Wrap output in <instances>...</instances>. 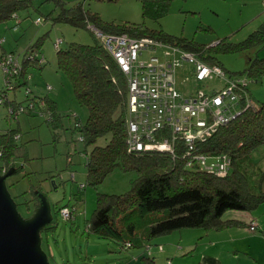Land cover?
I'll return each instance as SVG.
<instances>
[{
	"label": "trees",
	"instance_id": "1",
	"mask_svg": "<svg viewBox=\"0 0 264 264\" xmlns=\"http://www.w3.org/2000/svg\"><path fill=\"white\" fill-rule=\"evenodd\" d=\"M55 1L61 6L60 12L53 18L57 22L65 21L78 27L91 24L106 33L127 34L134 38L151 37L166 45H176L194 52L204 62H213V65L223 69L222 64L215 60L214 50L257 52L264 47V21L241 41L232 42L223 38L209 46L194 39L174 36L163 28H150L144 23L107 22L81 3L69 6L63 0ZM172 1L141 0L143 16L158 21L167 15ZM30 4L32 0H0V20L10 18L17 9L29 7ZM94 35L97 40L93 44L73 41L64 48L61 47L62 40L55 44L58 69L70 79L78 102L88 108L86 121L81 123L76 120L75 125L86 145H92L86 162L88 181L96 185L117 168L126 172L134 170L137 177L131 181V188L125 193H99L97 207L89 221L92 233L116 241L122 247L145 246L150 256L151 241L158 236L184 229L220 230L238 224L235 220L223 218L228 210L251 212L264 202V166L258 157L264 146V101L250 100L247 80L239 83L237 89L240 113L221 126L206 142L198 144L194 151V154L228 156L231 165L225 176L202 170L196 161L189 166L186 146L179 141L175 143V156L163 151H130L127 77L112 54ZM40 45L41 38L27 48L20 61L17 59L18 71L13 72V78L19 83L8 80L9 84L0 91V104L9 108L10 115L18 114L22 102L8 97L9 90L26 82L21 79H24L27 66L36 65L37 62L41 66L45 64V57L39 55ZM2 54L5 55L4 52ZM10 56L11 53L5 55L0 62H6ZM8 66L4 65L10 69ZM9 69L7 73H10ZM245 73L249 80L263 79L264 56H249ZM28 99L34 102L45 100L37 96ZM45 103L42 107L28 108V112L40 114L44 111L46 115L43 116L48 117L46 120L55 123L58 117L56 103ZM18 133V129H7L0 133V174L10 169L11 173L17 171L13 168V160L23 156L25 150L24 145L18 143ZM100 140L104 142L99 143ZM30 195L24 205L28 211L26 215L19 211L25 219L33 216L41 203V196H44L36 185L32 187ZM30 203H33L32 209ZM17 207L19 210L18 203ZM63 207L53 204V220L41 233L55 227V214ZM256 230L258 227L253 232ZM160 246V250H163V246ZM149 256L143 258L150 260Z\"/></svg>",
	"mask_w": 264,
	"mask_h": 264
},
{
	"label": "rangeland",
	"instance_id": "2",
	"mask_svg": "<svg viewBox=\"0 0 264 264\" xmlns=\"http://www.w3.org/2000/svg\"><path fill=\"white\" fill-rule=\"evenodd\" d=\"M67 5L81 3L86 9L107 22L116 24L144 23L150 28H163L166 32L199 43L215 45L220 39L232 42L245 39L258 24H240L241 0H173L169 12L158 21L145 18L141 0H63ZM61 6L55 0H32L29 7H21L10 18L0 20V61L5 55L12 54L15 60H21L27 48L42 39L40 57L45 64L37 62L25 68L23 82L10 89L8 97L22 102V110L16 115L9 114V108L0 104V133L6 129H18V143L24 145V155L15 157L13 168L6 183L19 211L26 215V200L34 185L41 188L45 202L53 207L54 203L72 211L67 218L60 212L55 214V224L41 233L42 247L51 264H199L202 253L221 254L226 264H264V229L252 232L249 228L239 227L216 231L207 229H184L154 238L151 253L146 247H122L118 242L96 236L89 230V221L97 207L99 193H125L131 188V181L137 177L134 170H113L100 183L93 185L87 177L86 162L92 145H86L80 132L75 129L76 120L84 123L88 117V108L78 102L73 85L68 76L58 69L56 42L62 40L61 47L70 42L93 44L96 37L90 25L76 26L53 18L60 12ZM246 9L243 11L245 13ZM40 18L41 22L38 23ZM170 49L164 46L156 50H145L141 61L149 62L156 55L158 62L165 63L174 57L167 54ZM5 53L3 56L2 53ZM251 52H221L214 50L215 60L219 61L228 74L247 80L249 87L253 81L245 73ZM180 57V54H176ZM17 60V61H18ZM213 62L208 64L214 66ZM194 64L181 60L175 72L178 89L189 94L196 91L212 93L227 86L226 79L216 73L204 81H197L192 75ZM19 82L13 74L7 73L0 62V91L4 86ZM44 97L45 101H55L58 117L54 122L48 117L28 112L29 97ZM38 106V104H36ZM236 109H239L236 106ZM104 141L100 140L99 143ZM264 150V146L261 148ZM264 166V157L262 159ZM2 163L0 159V164ZM11 170V169H10ZM8 170V171H10ZM5 173V172H4ZM2 173V175H4ZM6 174V173H5ZM27 191V192H26ZM26 192V193H25ZM33 208V203H30ZM242 211L228 210L226 219ZM258 219L264 217V202L251 211ZM235 232V233H230ZM236 240L230 242L231 235ZM256 234L257 236L251 237ZM200 242L198 248L167 254L168 241L179 238ZM202 235V236H201ZM167 236V237H166ZM163 238V239H161ZM227 240L228 242H225ZM214 241L216 248L208 246ZM218 242L221 245H218ZM159 243V244H157ZM234 243V245H231ZM175 244V243H174ZM238 247V248H237ZM209 249V251H208ZM238 249V250H237ZM148 256L150 260L143 257ZM154 257V260L151 261Z\"/></svg>",
	"mask_w": 264,
	"mask_h": 264
},
{
	"label": "built area",
	"instance_id": "3",
	"mask_svg": "<svg viewBox=\"0 0 264 264\" xmlns=\"http://www.w3.org/2000/svg\"><path fill=\"white\" fill-rule=\"evenodd\" d=\"M37 21L39 23L40 19ZM90 28L127 77L129 150L163 151L175 156L177 153L175 143L179 141L186 146L189 166L196 161L202 170L225 176L231 165L228 156L194 154V151L198 144L206 142L221 126L229 123L240 113V95L237 89L239 83L246 82V79L232 76L218 65L211 66L194 52L176 45H166L151 37L134 38L127 34H110L94 25H90ZM59 42H56V45ZM160 46L169 48L167 54H173L174 57L165 63L158 62L156 55L152 56L149 62L140 60L145 50H156ZM177 53L181 58L176 56ZM181 60L194 64L192 75L197 81H204L211 74L216 73L226 79L227 86L212 93L196 91L183 94L175 80V72L181 65ZM17 62L10 56L7 57L6 62L1 63L3 67L8 66L6 63H10L8 67L13 74L18 71ZM4 69L7 72L9 68L4 67ZM36 104L42 107L46 103L44 99L38 102L32 100L28 108H35ZM236 106L239 109H236ZM22 109L19 108V111ZM40 114L46 115V112L42 111ZM62 214L67 218L72 217V212L68 209L62 208ZM257 227L256 221L250 222L251 231Z\"/></svg>",
	"mask_w": 264,
	"mask_h": 264
},
{
	"label": "water",
	"instance_id": "4",
	"mask_svg": "<svg viewBox=\"0 0 264 264\" xmlns=\"http://www.w3.org/2000/svg\"><path fill=\"white\" fill-rule=\"evenodd\" d=\"M10 174H0V264H51L41 237L53 220L51 205L41 196L33 216L23 218L6 183Z\"/></svg>",
	"mask_w": 264,
	"mask_h": 264
},
{
	"label": "crops",
	"instance_id": "5",
	"mask_svg": "<svg viewBox=\"0 0 264 264\" xmlns=\"http://www.w3.org/2000/svg\"><path fill=\"white\" fill-rule=\"evenodd\" d=\"M241 1H242V4L244 5V8L241 11V16L239 19V20H241L240 24H242V26H244L247 24H251V25L252 24L253 25L258 24L261 21L263 23V21H264V0H241ZM245 9H246V11L244 13L243 11ZM262 23H260V25ZM251 53L252 54L250 56H254L255 54H257L258 56H264V47L257 52H255V50H254ZM253 83L254 84H253V86H251V89H250V91H251L250 92V97H251L250 100L264 101V78L261 79L260 81H253ZM189 92L190 91H188L187 94H189ZM4 131H2V132H4ZM258 154H259L258 157L260 159H263L264 150L260 149V152ZM225 220H235L236 222H238V224H234L232 226H227V227L220 229V230H216V229H211V230L226 231V229L231 230L233 228H236L235 231H237L239 229V227H245V231H246V228H249V224L251 221L257 222L259 230L264 229V217L262 219H258L257 216H255V214H252V212L242 211L239 214L230 215V217L226 218ZM230 233H235V232H230ZM230 235H231L230 242H234L236 240V237H235L236 235H234V234L233 235L230 234ZM255 236H257V235L256 234L251 235V237H255ZM161 239H163V238H161ZM225 242H228V241L225 240ZM157 244H159V243H157ZM167 244L170 247H168V248L164 247L163 249L166 250L167 254H173V253H178L182 250L195 248L196 246L198 248L199 247L198 245L201 243L198 242L194 245L192 238H189V240H184L183 235H182V237L179 238L177 249H176V241L174 242V239L172 241H168ZM209 245L210 246L212 245V249L216 248L214 241H210L208 246ZM218 245H221V244L218 242ZM231 245H234V243H231ZM234 247L236 248V245H234ZM208 251H209V249H208ZM222 258L223 257L221 256V254L204 252V253H202L201 262H199V264H226Z\"/></svg>",
	"mask_w": 264,
	"mask_h": 264
}]
</instances>
